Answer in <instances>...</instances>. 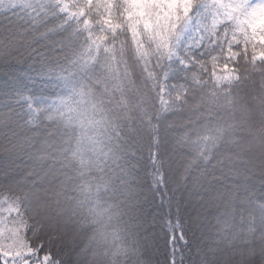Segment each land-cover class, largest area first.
Segmentation results:
<instances>
[{
    "label": "snow or ice",
    "instance_id": "1",
    "mask_svg": "<svg viewBox=\"0 0 264 264\" xmlns=\"http://www.w3.org/2000/svg\"><path fill=\"white\" fill-rule=\"evenodd\" d=\"M0 264H264V0H0Z\"/></svg>",
    "mask_w": 264,
    "mask_h": 264
}]
</instances>
